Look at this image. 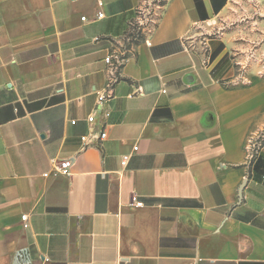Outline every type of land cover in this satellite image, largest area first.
I'll use <instances>...</instances> for the list:
<instances>
[{
	"label": "crops",
	"instance_id": "obj_1",
	"mask_svg": "<svg viewBox=\"0 0 264 264\" xmlns=\"http://www.w3.org/2000/svg\"><path fill=\"white\" fill-rule=\"evenodd\" d=\"M229 2L0 0V264H264V80L195 41Z\"/></svg>",
	"mask_w": 264,
	"mask_h": 264
},
{
	"label": "rangeland",
	"instance_id": "obj_2",
	"mask_svg": "<svg viewBox=\"0 0 264 264\" xmlns=\"http://www.w3.org/2000/svg\"><path fill=\"white\" fill-rule=\"evenodd\" d=\"M132 27H136L135 21ZM207 29L195 34L197 43L202 44L205 38L214 35L222 37L232 50L229 61L235 62L245 58L251 48L257 60L258 76L264 80V0H230L226 10Z\"/></svg>",
	"mask_w": 264,
	"mask_h": 264
},
{
	"label": "built area",
	"instance_id": "obj_3",
	"mask_svg": "<svg viewBox=\"0 0 264 264\" xmlns=\"http://www.w3.org/2000/svg\"><path fill=\"white\" fill-rule=\"evenodd\" d=\"M155 13V12H154ZM154 13H149V15L147 16V14H143L141 17H144V20L140 23H138L139 26H141L143 28V30L146 33H149L151 30V27L155 24L156 22V15ZM97 18L100 19L102 18V14H98ZM84 17L82 18V20L84 21ZM105 63L108 64L111 68L113 69H117L120 65H121V60L117 57V58H113V57H107L105 58ZM113 78H110L107 80V83L105 85V88L102 92L97 93L96 96V106H95V111L96 112H101L103 110V106L105 104H107L112 98H113ZM108 116L107 112H103V117L106 118ZM87 122L89 124H93L94 123V116L90 115L87 118ZM262 137H264V132L261 134ZM106 137L105 132H100L96 135V139L101 140L104 139ZM86 139V137H83L82 140L84 141ZM258 144V143H257ZM257 144L254 143L253 141L247 143V155H248V159L252 160L255 157L256 154V149H257ZM132 150L135 152L137 151V147L134 146L132 148ZM129 160V156H123L121 159V166L124 167L126 166L127 162ZM54 162V161H53ZM55 163V169H56V173L58 175L61 176H68L70 174V168H71V161L70 160H63V161H59V162H54ZM44 177H47V174L43 175ZM133 204L135 207H141L142 203L137 201L136 198L133 199ZM26 217L23 216L22 220L25 221Z\"/></svg>",
	"mask_w": 264,
	"mask_h": 264
},
{
	"label": "water",
	"instance_id": "obj_4",
	"mask_svg": "<svg viewBox=\"0 0 264 264\" xmlns=\"http://www.w3.org/2000/svg\"><path fill=\"white\" fill-rule=\"evenodd\" d=\"M242 188H243V186L239 190V196L241 195Z\"/></svg>",
	"mask_w": 264,
	"mask_h": 264
}]
</instances>
